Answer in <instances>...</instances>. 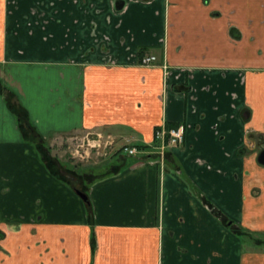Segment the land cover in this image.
Returning <instances> with one entry per match:
<instances>
[{"label":"crops","instance_id":"0c3cea01","mask_svg":"<svg viewBox=\"0 0 264 264\" xmlns=\"http://www.w3.org/2000/svg\"><path fill=\"white\" fill-rule=\"evenodd\" d=\"M0 76V264H264V0H0ZM5 88L47 143L117 139L89 203Z\"/></svg>","mask_w":264,"mask_h":264},{"label":"rangeland","instance_id":"374dc122","mask_svg":"<svg viewBox=\"0 0 264 264\" xmlns=\"http://www.w3.org/2000/svg\"><path fill=\"white\" fill-rule=\"evenodd\" d=\"M1 77V76H0ZM15 103V101H14ZM17 109L18 114L22 117L23 120L26 119L24 112L18 106ZM25 130L27 128L26 123L23 125ZM30 135L39 150V154L43 157L46 164H48V168L52 170L58 176L61 175L65 180H67L73 187L78 188L80 190L86 191V180L90 181V178L85 175V179L81 178L82 171H86L91 166L97 164H104L108 159L114 155L115 149L118 148L119 145L117 139H110L108 137L102 136L98 137L97 135L90 136V138H83L82 136H78L76 134H71L69 137H64L56 140L51 143L43 141L41 137L38 135L33 136L29 132ZM27 139V138H26ZM117 145V147H116ZM124 148V147H123ZM121 149V153L124 156H129L128 153L125 152L124 149ZM145 154L140 155V158L143 159L147 157L148 152L145 149ZM167 152V150L165 151ZM139 155V154H137ZM148 158V157H147ZM105 160V161H104ZM144 160V159H143ZM21 175L25 178L28 176L29 170L27 166H21ZM63 171V172H61ZM72 188V187H71ZM27 188L22 187L21 190H26ZM73 189V188H72ZM1 194L3 190L0 191ZM22 193V192H21ZM75 194L82 199L76 192ZM25 198L28 196L25 194ZM15 198L14 196H10L9 199ZM1 199V198H0ZM3 201L0 203V206L6 207V204ZM83 200V199H82ZM84 201V200H83ZM85 202V201H84ZM18 205H15V208L18 209ZM6 209V208H3ZM15 213V210H9V213ZM254 237H257L256 235Z\"/></svg>","mask_w":264,"mask_h":264},{"label":"built area","instance_id":"2783aa9c","mask_svg":"<svg viewBox=\"0 0 264 264\" xmlns=\"http://www.w3.org/2000/svg\"><path fill=\"white\" fill-rule=\"evenodd\" d=\"M157 57L155 55H145L141 59L143 66H155ZM184 127L178 126L176 128H159L155 132V139L159 141V150L164 153L167 149L179 146L184 140ZM129 155L138 154L141 150L138 147L125 146L123 148Z\"/></svg>","mask_w":264,"mask_h":264},{"label":"trees","instance_id":"16d2710c","mask_svg":"<svg viewBox=\"0 0 264 264\" xmlns=\"http://www.w3.org/2000/svg\"><path fill=\"white\" fill-rule=\"evenodd\" d=\"M0 83H1V81H0ZM0 89H1V87H0ZM3 95H4V98H5V100H6L7 107L9 108V110H11L13 113H15L16 116H17V118L20 120L21 130L24 132L25 136H27V138L31 139L32 137H31L30 135L27 134V132H29L30 134H32L33 136L36 137L37 134L35 133V129H34V127L32 126L31 122H29V119H28V117H27V112H26V110L24 109V107L19 103V101H18L16 95H15L12 91H10L9 89H6V88L4 89ZM14 101H15V103H14ZM15 106H16V107L18 106L19 108H21V109L23 110L24 115L26 116V119H25V120H23L22 117L18 114L17 109L15 108ZM24 123H26V125H27L26 130H25V127L23 126ZM47 166H49V165L47 164ZM51 171H52V170H51ZM52 172H53V171H52ZM61 172H63V171H61ZM53 174H54L55 176H57L60 180L69 183L67 180H65L63 177H61V175L58 176V175L55 174L54 172H53ZM69 185H70L74 190H77V189H78V188L73 187V185H71L70 183H69ZM79 190H80V189H79ZM81 191H82V190H81Z\"/></svg>","mask_w":264,"mask_h":264},{"label":"water","instance_id":"95a60500","mask_svg":"<svg viewBox=\"0 0 264 264\" xmlns=\"http://www.w3.org/2000/svg\"><path fill=\"white\" fill-rule=\"evenodd\" d=\"M258 162L262 165H264V150H262L258 156ZM77 194L87 203H89L88 196L85 192L77 189L76 190Z\"/></svg>","mask_w":264,"mask_h":264}]
</instances>
